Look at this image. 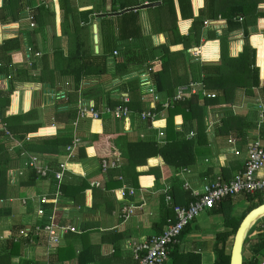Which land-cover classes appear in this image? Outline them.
<instances>
[{"label":"crops","instance_id":"crops-1","mask_svg":"<svg viewBox=\"0 0 264 264\" xmlns=\"http://www.w3.org/2000/svg\"><path fill=\"white\" fill-rule=\"evenodd\" d=\"M105 1V8L107 11L106 13H111L109 12L111 0ZM197 1L198 3L200 2L198 4V9L200 10L204 7V0ZM218 1L222 6L221 8L227 10L228 7H232L233 3L237 2L238 0ZM141 2V4L152 3L146 0H142ZM153 2H161L159 6L162 5V0H154ZM260 2L262 3L258 4V10L260 12H264V5L260 6L264 3L263 1ZM75 3L79 10L91 9L93 7L92 0H75ZM40 5L41 0H33L30 6L25 7V14H30L32 16L31 11ZM45 6L54 13L52 27L46 28L44 30H38L35 34L29 36L24 35L22 49L10 52L11 65L19 67V65L24 64V66L30 70L31 76L29 80L13 82V92L10 96V103L6 113L11 116H15L25 114L30 110L37 112V116L33 120H30L27 123L24 122L25 124L39 125L37 132L29 134L25 139V142L32 143L42 141V138L53 137L58 130L64 128V125L56 123L53 117L54 106L62 100L56 102L53 106L43 103L44 94L47 88L50 86L35 79L38 77L39 71L41 70L40 57L44 53H48L50 55L52 54L53 37L56 39L58 38L59 45L62 48L64 54L67 49L68 38L65 35H61L60 24L62 20V12L59 9L58 1L47 0V5ZM159 6L140 10L143 32L145 35H149L150 33L149 19L158 25L159 23L155 22L157 16L160 15V17L162 16L165 19L167 18L164 9L160 8L157 10ZM237 18L238 19H236V21L242 24V17ZM205 20L214 21L207 18L204 19V21ZM216 20L219 21L218 28H216L217 25L215 26L216 29L211 26L205 27L203 25L200 45L198 47H192L186 50L187 57L192 61H196L191 57V53H193L196 49L201 48L208 42H217L218 57L216 60H203L202 53L201 56L199 54L201 61L198 60L196 62L206 64L219 63V37L222 36V34L227 30V21L222 19L220 15H218V19ZM26 22V20H22L9 24V27H15L7 28L8 30L5 32V39L2 42L17 38L20 32L32 31L27 30L29 28H27L29 24ZM94 23L97 25L98 30L99 20L96 21L95 19V21L92 22V25ZM185 23L186 26H182V24ZM191 23L192 20H180L178 22V30L181 35L186 36L188 34ZM92 25L90 46L92 48L91 50L93 51V54L99 55L101 52L99 33V51L98 53H95ZM33 28H35V26ZM163 28H166V25H164ZM211 30L216 34L217 39H207V34ZM243 30L248 31V44L252 49L256 50V65L260 67L257 62L258 48L253 44L252 39L257 38L255 40L257 43L260 40L258 37H261L264 42V19L262 18H257L256 22L247 25L246 28H236L227 34L228 55L231 58H236L239 54L237 56H234L233 54L240 48L242 53L243 46L245 44ZM159 37H162L163 40L161 41ZM150 40L152 46L156 49L166 45V37L164 33L151 35ZM128 42H131V40H128ZM238 42H240L239 49L236 48V46L233 47V45ZM27 47L31 48L33 52L39 53L40 55L35 57L34 54H31V60L28 59V61H26L27 58L25 49ZM171 50H182V45L171 47ZM114 51L117 52V55L114 56L112 53V57L107 60V73L105 75L101 76L100 78H84L81 80L79 85L80 87L77 91L78 99H89L86 98L83 93L87 92L88 89L97 88L103 94V100L104 97L108 95L111 99L117 101L118 103L113 106L116 107L120 104L118 101L119 93H127L129 96L127 91L120 90V86L128 80L136 78L140 88V100L143 110L148 105L153 103L154 94L159 100V102H154V107L157 109V104L164 101L167 97L163 94H159L156 91L151 73H148V81L150 82V86L146 89V91L140 85L141 80L139 78V74L146 71L145 68L149 67V63H146L139 68H133L129 73L123 76H115L114 58L118 56V50ZM160 55V51L157 50V53L155 52L156 58H158ZM50 63H52V57H50ZM263 84L264 78L262 77L260 70V86ZM71 85L72 80L70 78H62L57 82V85L54 88L57 90H65L67 93L66 98H68V94L71 91ZM8 86L9 82L7 81L6 77L0 75V90H7ZM202 87L204 88L203 85ZM149 90L154 91V94H150ZM211 93L216 95L215 92ZM192 96L187 97L186 100ZM199 97L201 100L204 98L200 94ZM128 98L129 102L126 104L127 108L131 102L130 96ZM238 99H241L239 103L230 106V109L231 111L233 110L232 112L234 114L244 115L248 118L246 122L247 127L243 132L244 136H241L242 138L237 136L231 137L219 135L218 130L221 126L222 118V114L219 111L221 108H224L225 105L218 107L209 106L205 109L204 116L207 144L203 147H199L197 154H194L193 156V161H191L188 166L181 167L176 171L167 169L170 172H168L169 175L162 177L161 172H151L148 174V170L150 168L164 167V160L160 156L150 158L147 160L146 165L136 168V171L140 174L136 178L138 185L137 188L129 187L126 183H124V179L121 178V175L115 174L112 178L121 181L122 185L118 186L117 188L112 187L111 189H105V184L108 180L106 173L108 171L105 173L101 171L103 173V177L96 174L97 176L101 177L102 180L89 183V188L82 190L81 188L76 187V183H80V180L92 179L95 176V173L98 171V168H100L101 160H103H100L97 157L99 151L95 147L90 146V136L95 130V123H98L97 127L100 129V132L103 130L108 132L121 130L128 133L134 140L148 139L146 131L135 129L138 124H144V121H142L140 117L138 119V117L134 115L133 112L129 110V108L128 110L130 114L127 118L128 128L123 125V122L108 114L101 115L99 121H91L87 119L79 121L75 129L72 125L74 121L71 122L70 127L72 131H74V136L79 138L80 142L69 156L66 152V147L70 144H68L59 154L49 155L40 153L38 151H29L23 149V143L13 140L11 134L9 133L10 138L5 136L7 140H9L6 146V153L9 155L11 163L6 174L8 182L6 188L7 192L5 193V198L0 200V245L4 243V240L7 236H9V234L10 236L8 238L15 236L16 232L11 233L13 227L25 226L37 221V218L34 214V210L37 205L34 201L41 196L47 197L48 205L46 206V209L48 211V215L53 213L56 216L55 221L58 225L73 226L76 229L75 232H67L60 245L51 248L50 250L47 248L46 236H44L39 241L26 240L17 242L21 243L20 255L12 256L10 264H134V246L138 243L148 240L155 234H160L168 223L172 222V220L174 221L173 214L169 213L171 205L187 206L190 202L196 199L199 194H202L206 187L215 182L218 178H221L223 181L230 180L236 172L242 169L247 156V146L251 141L258 139L264 148V122L259 127H257V118L259 114L258 111L255 108H251L249 106L250 103L247 101L248 98L245 97L243 93L239 94ZM257 99L260 98L256 97L251 99V104L253 103V107H255L254 102ZM103 102L105 101H102V103ZM251 114L254 116V119H251L252 117L250 118ZM177 120H179V117H177ZM3 125L4 124L0 121L1 130H3ZM157 125L164 132L163 140H165V129L167 126L166 114H163L162 117H159ZM174 125L176 131L182 133L186 140H193L196 138L195 131L184 132L182 130L181 123L178 121H174ZM47 129L53 131L44 134L40 132ZM191 133L195 134L192 138L189 137ZM141 135H144L145 137H141ZM229 139L234 140L235 143L233 145L229 144ZM81 147H84L85 156L81 155V159H74V161L71 160L72 158H77L76 151ZM233 149L237 150L239 154H233ZM23 153L26 155L23 156ZM31 158L35 159L37 168L43 169L47 167L49 169L50 172L48 173V177L40 176L36 172V168L29 167L27 165L29 164ZM110 159H114V157L109 158V160ZM152 159L157 160V163L150 165L149 160ZM119 161L121 167V160L119 159ZM61 164L64 165V170L62 171V180L58 183L54 178V173L61 171ZM68 165H77L80 172H75L73 169H70ZM55 167H57L59 170H56ZM19 172L21 173L20 175L17 174ZM157 176H159L158 181L155 179ZM258 176H264V166L259 170ZM63 184L70 186L66 195L61 191V186ZM128 188L135 190L134 195L129 196L128 194H124V196H122L123 191L126 193ZM56 191L60 192V197L53 201ZM165 193L172 197V202L169 205L165 203ZM23 200L26 202V205L24 206L22 205ZM121 206H128L134 209L133 215L130 216L128 220H123L121 217H119V210ZM248 208L249 207H245V209L235 211L234 218H240ZM219 210L220 209L216 204L213 209L204 211L209 216V222L207 224L206 221H200L201 223H198L194 220L193 223L196 224V226L195 232H193V234V226L191 224L189 225L188 233L180 237L177 244L174 245H177L176 253L178 256H184L187 253H194L200 256L201 264H214L215 254L213 253V246L216 235L226 230L223 223L224 216L219 214ZM222 216L223 221L220 219ZM202 217L200 219H202ZM45 221L46 220H43L41 223ZM262 222H264V218L259 220L254 225L246 238L244 243L245 253H247L246 259H250L252 256H259L260 242L257 237V228ZM186 237L187 239H185ZM174 246L171 248L167 264H173L174 256L173 254L171 255V252L174 250ZM59 251L65 253L67 258L62 259V257H60L59 259L57 257V253ZM259 259L261 258L259 257Z\"/></svg>","mask_w":264,"mask_h":264},{"label":"trees","instance_id":"trees-1","mask_svg":"<svg viewBox=\"0 0 264 264\" xmlns=\"http://www.w3.org/2000/svg\"><path fill=\"white\" fill-rule=\"evenodd\" d=\"M33 0H0V24L9 25L26 19L25 7L30 6ZM59 9L62 12V20L60 24L61 35L67 36V49L65 54L59 45L58 38H52V54L44 53L40 57L41 70L35 78L37 81L47 84L54 88L57 82L62 78H70L72 80L71 91L65 101L58 102L53 108L54 121L63 124L64 128L58 130L55 136L50 138H42L37 143L25 142L26 137L31 133H36L39 125L25 124L33 120L37 116V112L30 110L21 115L11 116L6 113L10 103V96L13 92V82L30 79V70L24 64L18 66L11 65L10 52L21 50L23 46V36L35 34L38 30L51 28L54 21V13L46 8L44 4L36 7L32 13L35 28L30 32H20L15 39L5 40L0 44V75L9 77V86L7 90H0V121L4 124L5 129L11 134L15 141L23 143V149L29 151H38L49 155H57L71 143L74 131L70 127V123L75 120V105L78 100L77 91L82 79H95L107 73V60L112 57L114 50H118V56L114 58L115 76H123L136 67L148 64L151 68V77L156 91L163 94L167 98H171L178 86L186 85L190 82H200L207 92H215L214 99L203 98L198 95L185 99L182 102L174 104L167 109L165 114L167 117V126L165 129V140L163 143H157L155 140L156 132L148 131V122L138 124L136 130L146 131L148 139L134 140L130 135L121 130L100 132L94 124V132L90 136V146L95 147L99 154L98 159H109L111 157L121 160L119 169L109 170L107 174V183L105 189L121 186L119 180L112 177L117 174L121 175L129 187L137 188V176L140 174L136 171L139 166L146 165L148 159L160 156L164 160V167L150 168L151 172L162 173V177L168 176L169 171H176L181 167L188 166L193 161L194 154H197L199 147L205 146L207 143L204 116L207 107L224 106L219 112L222 114L221 126L218 134L222 136L243 137V132L247 127V116L234 114L230 106L239 103V94L243 93L247 97V101L251 108V99L260 98L264 103V84L260 86V70L264 78V42L261 37L256 43L257 38H253V44L258 48V64L256 65V50L252 49L248 44V31L243 30L245 44L243 51L236 58L228 55V33L236 28H246L247 25L256 22L257 18L264 19V12H260L258 7L260 1L264 0H238L233 3L232 7L227 10L222 9L218 0H204V7L198 9L197 0H162V5L157 8L164 9L167 18L157 16L153 23L149 19V35L143 32L141 12L130 11L119 16L97 17L100 13H106L105 0H92L93 7L91 9L79 10L75 0H57ZM142 0H111L109 12L116 13L127 8L141 5ZM153 2L154 0H146ZM261 4L260 6H263ZM223 10V11H222ZM196 13V14H194ZM218 15L227 21V30L219 37L220 41V60L218 64L200 63L192 61L187 57L186 50L200 45L204 19H218ZM237 17H242V24L238 23ZM99 20L98 33L101 52L99 55L93 54L90 46L91 25L95 19ZM192 20L188 34L181 35L178 30V22ZM27 23V22H26ZM166 25V28L163 26ZM214 26L218 22L213 23ZM182 26H186L182 24ZM10 26L9 28H14ZM164 33L166 37V45L156 49L152 46L150 36ZM162 41L163 38L159 37ZM207 39H217L216 34L211 30L207 34ZM131 40V42H128ZM182 45V50H171V47ZM240 48V42L235 43L233 47ZM232 47V48H233ZM160 51V56L156 58L155 52ZM195 52V51H194ZM159 53V52H158ZM203 60H216L218 57L217 42H208L202 46ZM52 57V63H50ZM156 58V59H155ZM52 64V66H51ZM35 67V66H32ZM121 91L129 93L131 102L128 105L130 111L139 119V113L143 110L140 97V88L136 78L128 80L120 86ZM86 98L95 100L97 108H101L102 101L107 106L113 107L118 102L111 99L108 95L102 98V93L97 88L88 89L83 93ZM157 110L160 111V103L157 104ZM135 116V117H136ZM179 117V120H177ZM252 117V118H251ZM251 119L254 116L250 115ZM174 121H178L182 125L184 132L195 131L196 138L186 140L184 135L175 129ZM143 123V122H142ZM264 125V124H263ZM125 126L127 120L125 119ZM47 129L40 131L41 133L52 132ZM241 137V138H242ZM6 139V140H5ZM7 138L4 130L0 129V200L5 198L7 188V171L10 167L11 160L7 151ZM77 158L81 159V155L85 156L84 147L78 148L76 151ZM157 163V160H149L150 165ZM75 172H80L77 165H68ZM56 170H59L55 167ZM54 168V169H55ZM168 169V170H167ZM161 170V171H160ZM169 172V173H168ZM103 173L100 168L92 179L80 180L76 183V187L82 190L89 188V183L102 180ZM33 175V174H32ZM34 176V175H33ZM35 177V176H34ZM158 181L159 176L155 177ZM75 186V185H73ZM70 186L63 184L61 191L66 195ZM248 202L257 200V204L250 206L240 218H234L225 205L230 204L234 197H228L219 203V214L224 216V232L218 233L215 238L213 253L215 254L214 264H229L230 253L227 252L229 246L228 240L233 239L235 232L243 219V217L253 208L264 203L260 200V194H240ZM52 206V204H51ZM164 206V205H163ZM216 206V205H215ZM214 206V207H215ZM229 206V207H230ZM213 207V208H214ZM169 213L173 214V206H170ZM212 208V209H213ZM173 221V220H172ZM190 225V224H189ZM187 225L181 232L180 237L188 233ZM21 226L13 227L11 233L17 232ZM258 240L260 242L259 256H252L250 259H243V264H259L260 260H264V222L257 228ZM10 233V232H9ZM10 236V234H9ZM4 243L0 245V264H10L12 256L20 255L21 243H13L8 237ZM178 238V239H179ZM233 241V240H232ZM232 245V243H231ZM230 245V246H231ZM177 246V245H176ZM174 246L173 264H201L198 254L187 253L184 256H178L177 247ZM63 255V256H61ZM57 257L66 259L65 253L59 251ZM259 257L261 259H259ZM179 260V261H178Z\"/></svg>","mask_w":264,"mask_h":264},{"label":"built area","instance_id":"built-area-1","mask_svg":"<svg viewBox=\"0 0 264 264\" xmlns=\"http://www.w3.org/2000/svg\"><path fill=\"white\" fill-rule=\"evenodd\" d=\"M41 4L47 5V0H41ZM29 28H33L35 24L33 23V18L30 14L26 15L25 19ZM219 22L217 20L203 21V25L205 27H213L215 26L213 23ZM8 25L0 24V44L5 39V32L8 30ZM159 45L158 43H156ZM241 53V48L234 52V56H237ZM26 61L31 60L30 55L34 54V56H39V53H35L31 48L27 47L25 49ZM113 55L116 56L117 52L114 51ZM191 57L196 61H201V58L198 53H191ZM27 63V62H26ZM146 71L141 72L139 74V78L141 80V87L146 91V89L150 86V82L148 81L149 75L151 73V68H145ZM7 81L10 79V76L6 78ZM150 94H154V91L149 90ZM200 94L202 97L207 99H214L216 95L211 92H207L202 84L199 82H190L186 85H182L176 88L174 95L171 98H166L164 101L160 102V111L154 107V102H159L158 98L154 94L153 103L148 105L141 113L140 119L144 122H148V130L156 131L155 140L157 143H163L164 132L157 125L159 117H162L165 114L166 110L171 108L174 104L178 102L184 101L187 97L192 95ZM67 93L65 90H57L55 88L48 87L43 98V103L46 105L53 106L56 102L61 100H66ZM127 93H119L118 101L120 104L116 107L110 108L106 105L105 102L101 104V108H97L94 100L80 98L78 99V103L75 105L76 107V119L72 123L74 129L79 121L83 120H91V121H99L101 115L108 114L123 122L125 126V119L127 120L130 112L126 106L129 102ZM255 109L258 111L257 118V127H259L264 122V103L257 99L255 102ZM232 108V107H231ZM233 111V110H232ZM3 130L5 132V136L10 138L9 132L5 129L3 125ZM195 134H190L189 137H194ZM141 137H145L141 135ZM80 142L79 138L76 136L73 137L70 145L66 147V152L68 156L72 154L77 144ZM228 143L233 145L235 142L232 139L228 140ZM247 156L244 161L243 167L241 170L236 172L232 178L228 181H223L221 178H218L215 182L206 187L205 191L202 194H199L196 199L190 202L187 206H178L173 205V213H174V221L168 223L163 231L160 234H155L151 236L148 240L138 243L133 248V260L134 264H167L169 259V254L171 248L177 244L178 238L184 228L191 224L199 214L204 212L205 210H211L217 203L228 198L235 197L240 194H260L264 195V176H258L259 170L264 166V148L261 145V142L258 139L251 141L247 146ZM233 154L238 155L239 152L233 149ZM26 155L25 153L22 154ZM29 167L36 168V172L42 177H48V173L50 172L47 167L45 168H37L35 159L31 158ZM61 171L54 173L55 180L59 183L62 180L64 170V165L61 164ZM120 167V161L118 158L114 159H103L100 162V169L103 173L116 169ZM17 174H21L20 172ZM122 178V177H121ZM97 185V184H96ZM123 191V189H122ZM135 190L132 188H128L126 193L123 191L122 196L124 194H128L129 196H133ZM60 197V192L56 191L54 194V200H57ZM37 205L34 210V214L37 218L36 222L31 224L21 226V228L16 232L15 236L12 238H8L12 240L13 243L22 242L26 240H41L44 236L47 238V248L50 250L56 246H59L62 242L65 234L67 232H75L76 229L73 226H60L56 223V216L51 213L48 215V211L46 206L48 205V199L46 196H41L37 198L35 201ZM172 197L165 193V203L167 205L171 204ZM22 205H26V202L23 200ZM134 213V209L128 206H121L119 210V217L123 220H128L130 216ZM46 220L41 223V221ZM2 240V239H1ZM259 264H264V260H261Z\"/></svg>","mask_w":264,"mask_h":264},{"label":"water","instance_id":"water-1","mask_svg":"<svg viewBox=\"0 0 264 264\" xmlns=\"http://www.w3.org/2000/svg\"><path fill=\"white\" fill-rule=\"evenodd\" d=\"M160 4L161 2L144 3L139 6L127 8L116 13L99 14L97 15V17L98 18L115 17L130 11H140V10L156 7L159 6ZM98 18L96 19V21H98ZM92 31H93L94 52L98 53L99 51L98 30H97V25L95 23L92 25ZM262 218H264V203L251 209L243 217L233 237V241L230 249L229 264H243V249L246 238L249 232L251 231V229L254 227V225Z\"/></svg>","mask_w":264,"mask_h":264},{"label":"rangeland","instance_id":"rangeland-1","mask_svg":"<svg viewBox=\"0 0 264 264\" xmlns=\"http://www.w3.org/2000/svg\"><path fill=\"white\" fill-rule=\"evenodd\" d=\"M260 200L262 202H264V195H260ZM254 204H257V200H254L253 202H248L247 200H245L242 196H235L232 203H231V206L230 204L228 205H225L226 208L228 209V213H231V216L234 217V212L235 211H238L240 209H245V207H250ZM230 206V207H229ZM203 216V217H202ZM202 217V219H200ZM209 216L206 214V212H202L201 214H199V216H197L195 218V221H197L198 223H201L200 221H206V224L209 222L208 220ZM220 219L223 221V216L220 217ZM191 225L193 226L192 227V234L193 232H195V226L196 224H194L193 222L191 223ZM200 232V231H199ZM190 238H194V237H190ZM187 239V237L185 238ZM232 240L233 239H229L228 240V248H227V252L230 253V249H231V243H232ZM246 255L247 253H245V248L243 249V259H246Z\"/></svg>","mask_w":264,"mask_h":264},{"label":"bare ground","instance_id":"bare-ground-1","mask_svg":"<svg viewBox=\"0 0 264 264\" xmlns=\"http://www.w3.org/2000/svg\"><path fill=\"white\" fill-rule=\"evenodd\" d=\"M195 52L198 53V54H200V56H201V54H202V47L199 48V49H196Z\"/></svg>","mask_w":264,"mask_h":264}]
</instances>
